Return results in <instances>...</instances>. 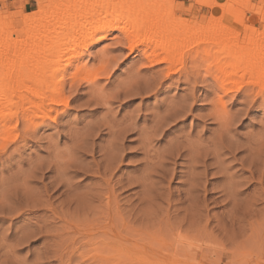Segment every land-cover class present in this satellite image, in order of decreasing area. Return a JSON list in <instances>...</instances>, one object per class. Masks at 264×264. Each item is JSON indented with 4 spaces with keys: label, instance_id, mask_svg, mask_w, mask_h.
I'll return each instance as SVG.
<instances>
[{
    "label": "snow or ice",
    "instance_id": "6c2138e0",
    "mask_svg": "<svg viewBox=\"0 0 264 264\" xmlns=\"http://www.w3.org/2000/svg\"><path fill=\"white\" fill-rule=\"evenodd\" d=\"M205 3L206 0H193L191 4L189 0H56L58 7L77 9L80 16L87 12L91 17H102L86 31L75 16L69 15L57 23L52 29L48 56L54 60L55 74L61 77L66 91L70 82L79 93L91 91L103 108L78 112L74 121L69 119L72 114L68 113L52 127L40 125L39 121L24 126L19 111H13L11 104L5 107V96L0 93V131L5 133L0 135V264H94L92 257L80 253L79 248L71 252L67 247L62 249L50 231L54 220L52 202L60 198L65 187L64 178L78 177L84 182L89 179L78 172H65L63 167L59 172L53 167L41 178L34 161L37 156H46L44 150L53 145H68L58 149L57 162L71 167L77 158L102 159L105 143H111L115 133L127 132L126 147L143 141L151 148L153 137H157L156 148L180 149L174 180L179 177L182 164H187L198 150L213 145L221 157H226L223 163L240 161L232 164L229 171L248 174L241 165L249 163L251 142L264 143V80L256 84L245 75L247 83L242 81L224 95L212 80L211 66H206L207 58L202 54L205 45L197 43L179 50V66L163 77L154 92H145L143 78L149 72H156L158 67L164 68L167 61L148 63V45L140 39L141 30L129 23V14L124 11L126 7L146 4L169 20L187 19L186 6L203 9ZM239 3L243 11L249 13L246 23L264 27V0H260L258 8L254 0H239ZM106 9H113L114 13L109 14ZM152 19V16L147 17L144 27H148ZM215 93H220L230 103L218 109L215 117L202 116L203 123L194 119L197 112H208L212 105L207 97ZM166 107L168 115L175 112L176 118L173 123L161 126L160 113ZM97 116L99 119L95 120ZM213 119L219 121V131L215 135L212 129L218 124L213 123ZM256 119L260 122H252ZM88 120L94 122L86 125ZM198 128L202 129L199 135ZM10 129L16 133L14 139L7 138ZM189 130L191 135H186ZM242 133H247V138ZM230 137L241 142L235 155L227 147ZM89 144L93 146L91 157L85 155ZM76 148L79 154L74 151ZM241 157L244 159L240 160ZM132 158H142V152L134 148ZM127 159L126 154L125 161ZM251 159V180L246 190L264 189V154L253 155ZM30 162H33L31 166ZM127 171L138 172L139 167ZM50 177H57L59 183L50 181ZM96 179L92 178V182ZM39 188L44 190L37 191ZM220 238L223 244L220 264H264V222L260 229L259 261L255 256L256 242L246 224L243 231L231 236L223 234Z\"/></svg>",
    "mask_w": 264,
    "mask_h": 264
},
{
    "label": "rangeland",
    "instance_id": "374dc122",
    "mask_svg": "<svg viewBox=\"0 0 264 264\" xmlns=\"http://www.w3.org/2000/svg\"><path fill=\"white\" fill-rule=\"evenodd\" d=\"M48 1L35 0V6L22 11L20 15L31 14L36 11L37 4H47ZM189 3H193V0H189ZM207 11L209 9L206 7L192 8L186 12L187 19L180 17L183 23L176 25L178 28H174V31H172L173 28H167L173 19H167L162 13L161 18L157 17L156 21L160 22L163 28L162 30L158 28L151 30L150 42L152 41L153 44L159 39L158 37L164 38L160 36L162 31L164 34H174L175 31L179 33L178 30H183L187 26L204 27L207 19L212 15ZM6 12L12 11L0 6V19L5 16ZM248 15L249 13L243 15L244 22ZM218 16L213 15V20L215 21ZM135 21L136 19L131 20V24ZM233 24L234 21L231 20L225 25L231 27ZM14 29L20 32L21 22L15 23ZM6 30L9 31V29ZM243 35L244 31L241 30L239 39H243ZM143 36L142 29L140 39H147ZM224 36L225 33L222 31L216 34L207 32L204 35L192 37L190 35V41L181 46L179 50L203 43L205 47L202 49V54L205 55L206 51L211 49L218 50ZM13 39L19 42L23 37L13 35ZM177 43L180 42L177 41ZM151 45L148 49L153 48ZM161 55L164 56L163 53L160 57ZM205 57L207 58L206 66H211L212 80L219 87L220 71L231 73L233 70L227 68L226 71L224 60L219 54ZM28 58L23 60V63L27 62ZM175 58L171 64L173 69L170 67L172 71L179 66L178 55ZM52 60L49 57L47 61ZM219 60H222V63ZM237 64V68L232 72L234 76L230 78L228 85H225L228 93L222 91L224 95L229 94L228 89H235L242 81L247 83L242 74L244 66ZM166 67L167 65L164 68L158 67L156 72H149L143 78L145 92H154L159 87L163 79V72H159L165 71ZM9 68L6 71L12 69ZM201 79L203 80V77ZM249 80L259 84L253 77H249ZM48 85L50 89H54V95L58 94L57 99L60 100V103L51 105V121L46 122L48 127L59 124L60 118L68 116V113L72 114L69 119L74 121L77 119L76 113L78 112H91L103 108V104L94 98L91 91L79 93L71 82L66 91L61 77L55 72L50 76ZM80 96L83 98H79ZM65 102L66 105L63 104ZM207 102L212 105L208 112H197L194 116V119H200L201 123L204 122L201 119L202 116L215 117L217 110L226 107L230 100H224L220 93H215L207 97ZM103 114L102 111L100 115ZM159 118L161 126H165L174 122L176 113L168 115L166 107L165 111L160 113ZM94 119L98 120L99 116ZM92 122L94 121L88 120L85 124ZM252 122L259 123L260 121L256 119ZM213 123L218 124L217 128L212 129V134L215 135L219 131V121L213 119ZM190 128L191 124H189ZM23 130L21 127V132ZM55 130L53 128V131ZM201 131L202 129L198 128L197 135ZM249 131L252 130L249 129ZM256 133L259 135V129ZM127 134V132L115 133V139L111 143H105L102 159L77 158L72 162L71 167L59 164L57 151L68 145L58 144L45 149L47 155L37 156L34 161L41 178L53 167H56L58 172L63 167L65 172H78L81 176L89 178L87 182H84L78 177L66 176L63 180L65 187L60 198L52 202L54 220L50 231L55 234L62 249L67 247L71 252L73 248H79L80 253L92 257L94 264H220L223 255L221 235L231 236L234 232L239 233L243 231L246 224L256 242V260H260L259 239L261 224L264 222V189L257 187L252 191H247L246 187L251 180L249 169L252 163L251 157L264 154V143L251 142L249 163L241 165L243 171L248 173L247 175H237L235 171H229L232 164H239L240 161L232 160L228 164L223 163L226 157H221L213 145L211 148L205 147L198 150L187 164H182L179 177L174 180L177 176L176 159L180 149L156 148L157 137H153L151 148L145 146L143 141L126 147L124 137ZM0 135H5V133H0ZM6 135L7 138H12L16 133L14 129H10ZM186 135H191L190 130ZM242 135L247 138V133H242ZM240 143L235 137L228 139L227 147L232 155L240 150ZM87 147L89 151L85 155L91 157L93 146L89 144ZM134 148L142 152V158L135 160L132 158ZM74 151L79 154L80 150L76 148ZM126 154L128 155L127 161H125ZM243 159V157L240 158V160ZM42 160L46 162L40 163ZM209 160L212 162L209 163ZM31 163L33 162H30V166ZM122 166L124 170H121ZM136 167H139L138 172L127 171V169ZM92 178L98 179L92 182ZM49 179L59 183L57 177ZM256 181L259 182L258 172ZM43 190V188L37 189V191ZM241 192L244 195H240ZM210 224L212 227H209ZM107 243L113 244L116 252L109 250L106 247ZM107 259L110 261L108 262Z\"/></svg>",
    "mask_w": 264,
    "mask_h": 264
},
{
    "label": "bare ground",
    "instance_id": "6f19581e",
    "mask_svg": "<svg viewBox=\"0 0 264 264\" xmlns=\"http://www.w3.org/2000/svg\"><path fill=\"white\" fill-rule=\"evenodd\" d=\"M24 1L19 4L16 11L6 12L5 16L0 19V93L5 96V107L11 104L13 111H19L24 126L33 124L35 121H39L40 125H47L46 122L50 120L51 105L60 103V100L57 99L58 94L54 95V89H50L48 85L50 76L55 72L54 60L47 61L52 29L57 23L62 22L71 15L80 19L86 31L93 22H100L102 17L100 15L91 17L90 13L87 12L80 16L77 9H68L66 6L58 7L56 0H49L47 4H37L35 12L21 16V9L26 4ZM259 3L260 1L255 3L257 8ZM205 7L210 11L220 10L221 14L215 21L213 15H211L202 28L187 26L183 29L182 25L183 30L180 29L181 32L178 30L179 33H175V31L174 34H164V31H162L160 36H164V38L158 37L159 39L155 40V43L153 42L154 45L149 39L152 37L150 32L153 28L162 30L163 25L156 21L157 17L162 16V13L146 4L126 7L124 11L129 14L130 24L131 20L136 19L135 23L131 24L133 27L143 29V37L146 36L147 38L143 39L148 47L152 44L153 48L149 49L152 51H149L150 54L147 56L148 63L167 61L165 71L159 72H163V77L168 72H173L171 64L176 59L179 48L190 41V35L192 37L204 35L207 32L216 34L222 31L225 36L220 48L206 51L204 56L219 54L222 56L221 59L224 60L226 71L229 68L234 72L238 63L237 65L244 66V71L241 72L244 76L253 77L257 82L264 80V67H262L264 65V27L256 29L255 26L244 22L242 17L247 12L243 11L239 0H226L224 3H218L216 0H206ZM106 12L113 14L114 10L106 9ZM149 16L153 17L152 22L148 27H144V21ZM163 18L165 19V17ZM173 20L172 23H169L170 25H167L168 29L173 28L172 31H174L176 25L183 23L181 18ZM231 20L234 21V24L227 27L225 24ZM17 22H21L20 32H16L14 29V24ZM6 29H9V31ZM241 30L244 31L243 39H239ZM13 35L23 37L24 40L21 39V41L16 42L14 39L12 40ZM232 35L235 38H232ZM177 41L180 43H177ZM160 52L166 57L163 56V58L162 55L160 57ZM26 58H28V61L23 63ZM222 60H219V62L222 63ZM9 67L12 69L6 71ZM240 69L242 68L240 67ZM232 72L220 71L218 76L220 78L219 88L223 92H227L225 85H228L230 78L234 76ZM63 104L66 105V102ZM40 125L35 126L39 127ZM0 133H3V131H0ZM14 138L15 136L8 139ZM108 244H106V247L112 252H116L114 251L116 247L113 244Z\"/></svg>",
    "mask_w": 264,
    "mask_h": 264
},
{
    "label": "crops",
    "instance_id": "0c3cea01",
    "mask_svg": "<svg viewBox=\"0 0 264 264\" xmlns=\"http://www.w3.org/2000/svg\"><path fill=\"white\" fill-rule=\"evenodd\" d=\"M217 1H218V3L224 2V0H217ZM254 1H257V0H254ZM24 2H27V0H25ZM21 3H23L22 0H0V6H3V7H5L6 10H10V11H16L19 4H21ZM34 6H35V0H28V2L23 5L21 12L26 11L28 9H31ZM190 10H192V9H188V8L185 9L186 12H188ZM207 12H209L215 16H218L220 14L219 10H212V11L209 10Z\"/></svg>",
    "mask_w": 264,
    "mask_h": 264
}]
</instances>
